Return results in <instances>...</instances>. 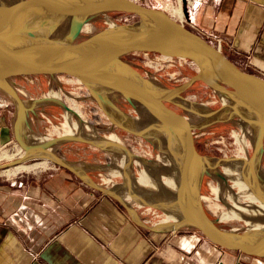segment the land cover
Masks as SVG:
<instances>
[{
	"label": "water",
	"instance_id": "1",
	"mask_svg": "<svg viewBox=\"0 0 264 264\" xmlns=\"http://www.w3.org/2000/svg\"><path fill=\"white\" fill-rule=\"evenodd\" d=\"M180 1L182 14L187 20L186 0ZM112 12L133 15L137 21L110 26L79 39L80 33L91 21ZM34 18L40 19L42 23L34 21L37 26H29L28 23ZM21 22L23 25L20 26ZM61 23H65V26L58 32ZM41 26L49 27L47 37L36 35ZM56 31L58 35L55 37ZM140 52L184 59L193 66L194 73L173 88L157 87L122 60L127 55ZM37 77L66 78L88 93L89 98L97 104L113 126L139 138L150 140L154 136L147 133L148 129L127 128L112 116L120 114L127 117L117 105L120 100L137 111L148 113L152 125L161 133L167 130L190 138L196 130L202 131L225 123L258 133L261 136L259 142L264 138V79L238 68L221 50L164 10L144 6L136 0H17L13 4L0 0V92L14 106L13 138L23 150L18 159L0 166L1 169L31 160L49 161L74 174L86 186L118 200L134 222L144 229L157 231L166 226L184 224L224 249L248 256L264 257L263 228L258 229L249 224L239 230H225L217 227L215 221H210L203 214L205 222L184 216L175 221L176 223L148 226L138 220L130 205L116 191L94 183L79 167L47 149L54 144L71 141L99 146L90 140L61 136L41 142L27 141L20 129L23 124L27 126L29 114L36 115V106L54 102L71 112L59 99L50 96L30 100L20 97L13 80ZM195 81H201L212 91L219 102L218 107L211 108L180 97V92ZM103 97L107 100L105 104L101 101ZM168 104L193 116L194 122L180 126L154 113L155 109L166 110L184 119L167 108ZM103 139L114 144L125 156H133L120 141ZM170 149L173 151L171 147ZM258 150L263 152L261 146H258ZM176 158L182 166L181 176L185 170H191L199 179L207 176L216 182L220 180L196 166V163L207 160L225 163L229 159L204 157L196 152L187 161L180 155ZM238 173H235L236 176L232 174L234 180L239 181L241 176ZM245 182L244 189L264 188L261 181L257 184ZM248 193L252 195L251 192ZM257 199L263 202L260 196Z\"/></svg>",
	"mask_w": 264,
	"mask_h": 264
},
{
	"label": "crops",
	"instance_id": "2",
	"mask_svg": "<svg viewBox=\"0 0 264 264\" xmlns=\"http://www.w3.org/2000/svg\"><path fill=\"white\" fill-rule=\"evenodd\" d=\"M159 7L168 13L167 5L161 3ZM186 8L187 21L198 31L219 36L221 51L238 68L264 78V0H186ZM30 99L38 98L26 100ZM47 105L35 107L38 114H29L27 127H31V120H50L44 117ZM14 118L12 102L0 92V147L14 139ZM150 124L145 125L147 132H151ZM164 131L151 134L154 138L150 140H156L163 150L157 161L137 162L117 148L106 150L78 143L63 147L60 156L79 162L81 169L86 167L94 183L119 191L146 225L151 212L146 206L168 214L167 220H156L152 225L176 223L183 214L192 219V187L197 176L191 170L181 176L182 166L175 157L180 155V145L189 143L188 137ZM173 137L178 144L170 141ZM34 164L37 166L32 170L0 178V264H264V257L230 252L184 224L157 231L144 229L118 200L86 186L68 170L52 163L50 166L45 160ZM139 164L142 169H138ZM197 203L200 205L199 198Z\"/></svg>",
	"mask_w": 264,
	"mask_h": 264
},
{
	"label": "rangeland",
	"instance_id": "3",
	"mask_svg": "<svg viewBox=\"0 0 264 264\" xmlns=\"http://www.w3.org/2000/svg\"><path fill=\"white\" fill-rule=\"evenodd\" d=\"M15 1L17 0H14V2ZM136 1L139 4L155 9H161L159 7V4H165L167 5L166 9H168L167 11L171 17H173L175 20L178 19V21H185L181 9L180 17L178 15L171 14L170 12V10L181 8L180 0H164L161 2H158L156 0H142V2L139 0ZM34 21L42 23L40 19L34 18L31 22L28 23V25L30 26L34 24L37 26V22L35 23ZM135 21H137V18L130 14L114 12L107 13L91 21L88 26L80 33L79 39L106 29L110 26L127 25L132 24ZM64 26L65 23H61L59 25L58 32L61 31ZM48 28V26L39 27L36 35L47 37ZM58 32L56 31L54 33L55 37L58 35ZM122 60L138 74H140L144 79L148 80L152 84L154 83L153 85L166 89L175 87L176 85L183 82L186 77H189L194 73L193 66L186 60L177 57L163 56L157 53H134L123 57ZM256 76L260 77L258 75ZM260 78L264 79L263 77ZM13 82L16 85V90L21 98H43L49 95H54L59 98L63 105H67L66 107H69L71 111H74L77 114L76 117L74 115L73 117H71L69 122H71L72 125H69L70 123L67 122L68 120L66 121L68 111L64 110L57 103H47L48 105L45 108L48 111L45 112L44 117L50 120L47 121L46 119H44L41 123H37L33 122L30 119V128L25 124L21 126V134L27 136L28 139L29 136L42 140L55 139L61 136H74L75 125L79 120L83 125H85V127L91 126L90 128H95V132L102 138H117L133 154V156H127V158H132L133 161H157L158 157L162 154L163 150L160 147L161 145L158 144L156 140L146 141V139L141 140L139 137L131 138L129 134L113 126L105 117V115L100 111L97 104L89 98V95L82 89L78 88L76 85L70 83L64 77H55L51 79H48L47 77H37L29 81H27L26 79H14ZM25 87L26 89H24ZM180 97L192 102L206 105L211 108H216L219 106V102L216 96L201 81H195L194 83L186 87L182 92H180ZM127 107V111L125 106L119 108L122 112L127 114V117L120 114H113L112 116L127 128L135 129L138 125L135 118H140V112L128 105ZM166 107L175 114L183 117L184 120L188 123H192L195 120L193 116H189L183 113L179 108L173 105L168 104L166 105ZM107 109L109 110V108ZM36 110L37 109H35V111ZM37 119H42V117H39ZM143 129L147 130L148 128L145 126L143 127ZM252 133L255 132L251 131L248 128H244L235 124L221 123L213 125L202 131L196 130L192 132V135H190V138H188L187 141H189V143L192 142L194 151L200 156L229 158L226 160L234 159L237 162H241L243 166H246L250 161H253L256 151H258V153H261V156L258 158V169L260 171L257 169L258 173L260 174V172L264 173V138L259 142L258 145L259 147L261 146L263 152H259L258 148L255 147V134ZM75 143L84 144L87 146L89 145L93 148H101L99 146H93L81 141H71L62 144H54L50 147H47V149H51V152H53L58 157L63 158L60 156L62 148ZM136 150H138L139 153H136ZM22 153L23 150L16 143V141L14 139L11 140L10 143L4 145L3 147H0V166L6 165L18 159L20 157V154L22 155ZM67 160L70 161L73 165L80 167L79 162L73 159ZM41 161L42 160H31L21 165H31ZM47 163L51 166V162L47 161ZM15 167L5 169L0 168V178H6V176L10 177L18 172H22V170L15 171V173L7 171H11ZM54 167L58 166L54 165ZM138 169H142V166H138ZM81 170L89 177L88 173L86 172V167H83V169ZM217 171L223 173L224 168L220 165L217 167ZM188 174L191 178L192 173L188 171ZM216 176L217 174H215L213 177L216 178ZM196 179H198V176ZM232 180H226V184L224 185L226 189L222 191L220 190L218 183L210 177L203 176L199 180L200 192H198V196L200 205H198L200 210L202 211V214L206 216L210 221H215L217 227L225 230H239L240 228L245 227V225H249V222L251 223V220L249 218L248 211H250L254 207H256L255 209L258 210L259 213H263L262 215L264 216V203L258 199L253 200L250 194H247L242 190L236 180ZM192 182L193 181L191 180L190 184H192ZM224 186L222 187L224 188ZM218 191L220 192L218 193ZM232 192L234 196L232 195ZM229 207L233 208L232 211L231 209H229ZM146 208H149L151 210V212L148 213V226L152 225L151 223L156 220L163 221L168 219V216L166 214L163 215L161 211L154 210L150 206H146ZM234 209L237 210V213L240 216L237 213H234ZM229 213L231 215H228ZM241 215L243 220L242 218H240ZM244 215L247 217H245ZM247 219H249L250 221H248Z\"/></svg>",
	"mask_w": 264,
	"mask_h": 264
},
{
	"label": "bare ground",
	"instance_id": "4",
	"mask_svg": "<svg viewBox=\"0 0 264 264\" xmlns=\"http://www.w3.org/2000/svg\"><path fill=\"white\" fill-rule=\"evenodd\" d=\"M3 2H5L6 4H13L14 3V0H3ZM180 9L181 8H179V9H175V10H170V12H171V14H174V15H178L179 17L181 16L180 14ZM21 25H23V23L21 22L20 23V26ZM30 32H31V30H30ZM38 42L40 41V40H37ZM27 50L29 51V47L27 48ZM49 79V78H48ZM51 79V78H50ZM150 80V79H149ZM58 82V81H57ZM50 84V83H49ZM154 84V83H153ZM50 86V85H49ZM193 86V85H192ZM50 91V90H49ZM50 93V92H49ZM50 96V95H49ZM51 98H53V99H59L58 97H56V96H54V95H52V96H50ZM29 99V98H28ZM101 101L105 104L106 102H107V100H106V98H102L101 99ZM67 106V105H66ZM69 108V107H68ZM71 110V109H70ZM140 112V118H138V119H136L135 118V120H137V123H138V125H137V127L139 128V129H141L142 130V127L144 126L145 127V125H148V124H150V119H149V116H147V114H145V112H142V111H139ZM138 112V113H139ZM154 113L155 114H157L158 116H160V117H162V118H164V119H168V120H170V121H172V122H175V123H177V124H179L180 126H185V125H187V122L184 120V119H182V118H179V117H177L176 115H174L173 113H171V112H169V111H166V110H160V109H155V111H154ZM73 115L76 117L77 116V114H76V112H74V111H71V112H68V114H67V118H66V121L67 122H69V120L71 119V117H73ZM133 120V119H132ZM150 120V121H149ZM70 124L69 125H72L71 124V122H69ZM151 125V124H150ZM91 127V126H90ZM90 127H85V125H83L79 120H78V122H77V124L75 125V132H74V136H76V138H82V139H86V140H90V141H92V142H94V143H96V144H98L99 146H101V148H106V150L107 149H109V148H116V146L114 145V144H112V143H109V142H107V141H105L103 138H100V136L92 129V128H90ZM93 127V126H92ZM72 128V127H71ZM146 130V129H145ZM150 130H151V132H147V133H151L152 134V132L155 134H158V129L155 127V126H150ZM72 133H73V130H72ZM252 134H255V136L254 137H256V140H255V147H257L258 148V142H259V140L261 139V136L258 134V133H252ZM85 136V137H84ZM172 136V135H171ZM170 136V137H171ZM25 137V139L27 140V141H30V142H41L42 141V139H38V138H34V137H32V136H29V139H28V137L27 136H24ZM168 137V136H167ZM107 138H109V139H111V141H119L117 138H111V137H107ZM167 139V138H166ZM161 141V140H160ZM172 143H175V144H178V140L176 139V137H173L172 138V140H170ZM171 142H170V144H171ZM254 142V141H253ZM60 144V143H59ZM166 145H168V144H166ZM167 147V146H166ZM169 148V147H168ZM51 150V149H50ZM102 150V149H101ZM170 150V149H169ZM110 151V150H109ZM172 151V150H171ZM194 149H193V147H192V145L190 144V143H182L181 145H180V149H179V154H180V156L182 157V159H185V158H187V157H192V156H194ZM162 153H163V151H162ZM172 153V152H171ZM170 153V154H171ZM167 154V153H166ZM173 155V154H172ZM20 156H21V154H20ZM167 156V155H166ZM175 156V155H174ZM251 156V155H250ZM250 156H249V158H250ZM173 157V156H172ZM176 157V156H175ZM174 157V158H175ZM124 158V157H123ZM138 158V157H137ZM171 158V157H170ZM259 153H258V151H256V154H255V157H254V159H253V161H250L249 162V164H245L246 166H243L242 165V163L241 162H237L236 160H234V159H230V160H225V163H222V162H220L219 160H214V161H203V162H198V163H196V166H198L199 168H201V169H204L207 173H209L212 177L215 175V174H217V176H216V178L218 179V180H220L219 182H217L218 183V185H219V188H220V190L222 191V190H225L226 189V187L224 186L226 183V180H228V179H233V176H232V174L234 175V176H236V172H239L238 174L241 176L240 178H239V181H237V183L240 185V187L242 188V190L245 192V193H247V194H249L248 192H251L252 193V195H251V198L253 199V200H256L257 198H258V196H260L261 198H262V200H263V202H264V188L261 190V189H259V188H257V187H255V188H251V189H248V188H245L244 189V185L246 184V182L245 181H247V182H251V184L252 183H254V184H257L258 182H263V184H264V173H261L260 172V174L258 173V171H257V169L259 168L258 167V165H259ZM125 159H126V157H125ZM139 159V158H138ZM166 159V158H165ZM168 159V158H167ZM177 159V158H176ZM258 159V160H257ZM10 160V159H9ZM127 160V159H126ZM170 160V159H169ZM257 160V161H256ZM115 162V161H114ZM114 162H112V163H114ZM138 162V161H137ZM176 162H177V160H176ZM170 163V162H169ZM124 164H125V162H124ZM124 164H123V166H124ZM172 164V163H171ZM176 164H178V163H176ZM222 166L223 168H224V172L223 173H220V172H218L217 171V167L218 166ZM37 165L36 164H31V165H19V166H17V167H15L13 170H7L8 172H14L15 173V171H20V170H22V171H25V170H30V169H34L35 167H36ZM116 166V165H115ZM126 166H128V165H126ZM172 166V165H171ZM110 167H112V166H110ZM122 167V166H121ZM120 167V168H121ZM125 167V166H124ZM167 167V166H166ZM174 167V166H173ZM160 168V167H159ZM176 168V167H175ZM115 169V168H114ZM125 168H123V170H124ZM126 169L128 170V168L126 167ZM131 169V168H130ZM158 169L156 168V171H157ZM164 170V169H163ZM173 170H174V168H173ZM259 170V169H258ZM120 171H122L121 169H120ZM150 172H154V171H151V170H149ZM260 171V170H259ZM124 173V172H123ZM167 173V172H166ZM160 174V173H159ZM153 175V174H152ZM169 175V174H168ZM175 175V174H174ZM125 176V175H124ZM173 177V176H172ZM156 178H157V176H156ZM160 179V178H159ZM153 180V179H152ZM151 180V181H152ZM155 180V179H154ZM153 180V181H154ZM199 177H198V179L196 180V182H195V184L193 185V190H194V199H193V202H192V204L190 205V209L192 210V213H193V215H192V219H194V220H196V221H198V222H205V220H204V217L203 216H201V211H200V208H199V206H198V203H197V201H198V192H197V190H198V183H199ZM233 181V180H232ZM132 182V181H131ZM133 182H134V180H133ZM155 182V181H154ZM173 182L175 183V181L173 180ZM157 183V182H156ZM162 183V182H161ZM220 183H221V186H220ZM132 184V183H131ZM137 184V183H136ZM155 184V183H154ZM153 184V185H154ZM160 184V183H159ZM164 184V183H163ZM176 185V184H175ZM119 186H121V185H119ZM118 186V187H119ZM164 186H166V185H164ZM222 186H224V188L222 187ZM115 187H116V185L115 186H113V188L115 189ZM117 187V188H118ZM139 187V186H138ZM142 187V186H141ZM149 187V186H148ZM156 188H157V190H158V186H155ZM132 188V187H131ZM147 188V187H146ZM150 188V187H149ZM151 188H153V187H151ZM134 189V188H133ZM141 189V188H140ZM148 189V188H147ZM155 189V188H154ZM164 189V188H163ZM167 189H169L168 187H167ZM177 190H178V188H176ZM142 190V189H141ZM140 190V191H141ZM156 189H155V191H157ZM230 190V189H229ZM133 191V190H132ZM139 192V189L138 190H136V192ZM143 191H144V189H143ZM148 191V190H147ZM150 191V190H149ZM152 191V190H151ZM154 191V190H153ZM162 191V190H161ZM168 191V190H167ZM171 191V190H170ZM178 191H180V190H178ZM119 192V191H118ZM117 192V193H118ZM135 192V193H136ZM173 192V191H172ZM172 192H169L168 191V193H172ZM220 191H218V193H219ZM227 192H228V190H227ZM135 193H133V196H132V198H134V194ZM164 193V192H163ZM167 193V194H168ZM175 193H178V192H175ZM231 193V192H230ZM174 194V193H173ZM172 194V195H173ZM221 194V193H220ZM220 194H219V196H220ZM240 194V193H239ZM122 195V194H121ZM124 195V194H123ZM130 195V194H129ZM162 195V194H161ZM170 195V194H169ZM232 195H233V192H232ZM243 195V194H242ZM176 196H179V195H177L176 194ZM218 196V197H219ZM234 196V195H233ZM123 197V196H122ZM127 197H129V196H127ZM136 197V196H135ZM146 197V196H145ZM162 197H163V195H162ZM256 197V198H255ZM159 199V198H158ZM157 199V200H158ZM220 199V198H219ZM222 199V198H221ZM145 200V199H144ZM149 200V199H148ZM162 200V199H161ZM168 200V199H167ZM166 200V201H167ZM177 200V199H176ZM181 200V199H180ZM132 201V200H131ZM179 201V200H178ZM222 201V200H221ZM224 201V200H223ZM235 201V200H234ZM133 202V201H132ZM142 202H144V201H142ZM156 202V201H155ZM170 202H172V201H170ZM170 202H168V203H170ZM261 202V201H260ZM163 203V202H162ZM177 203H179V202H177ZM155 204V203H154ZM166 204V203H165ZM157 205V204H156ZM176 205V204H175ZM173 206V205H172ZM181 207H182V205H180ZM165 207V206H164ZM170 207V206H169ZM175 207V206H174ZM248 208V207H247ZM256 207H254L253 209H251L250 211H248L249 212V218H250V220H251V223L249 222V224H251V225H253V226H255V227H257L258 229H264V216L262 215L263 213H259L258 212V210H256L255 209ZM183 209V208H182ZM229 209H231V211H232V209L233 208H231V207H229ZM166 210V209H165ZM172 210V209H171ZM235 211H234V213L236 214L237 213V210L236 209H234ZM163 211H164V209H163ZM174 211H176L175 209H173V212ZM165 212V211H164ZM180 212V211H179ZM178 212V213H179ZM240 212V211H239ZM228 213V212H227ZM167 214V213H166ZM176 214V213H175ZM180 214V213H179ZM181 214H183V213H181ZM180 214V215H181ZM238 214V213H237ZM168 215V214H167ZM173 215V214H172ZM172 215H171V217H172ZM184 215V214H183ZM182 215V216H183ZM228 215H231L230 213L228 214ZM239 215V214H238ZM170 216V215H169ZM181 216V217H182ZM236 216V215H235ZM240 216V215H239ZM245 216V215H244ZM245 217H247V216H245ZM240 218H242V215H241V217ZM175 219V218H174ZM244 219H246V218H244ZM139 220V219H138ZM242 220H243V218H242ZM248 221H250L249 219H247ZM180 225V224H179ZM178 225V226H179ZM182 225V224H181ZM183 226V225H182ZM246 226V225H245ZM235 228V227H234ZM233 228V229H234ZM236 229V228H235ZM239 229V228H238ZM241 229V228H240Z\"/></svg>",
	"mask_w": 264,
	"mask_h": 264
},
{
	"label": "built area",
	"instance_id": "5",
	"mask_svg": "<svg viewBox=\"0 0 264 264\" xmlns=\"http://www.w3.org/2000/svg\"><path fill=\"white\" fill-rule=\"evenodd\" d=\"M182 25H187V27H189L191 30H193L195 32V30L198 32V34L204 38L207 42H209L211 45H213L214 47L218 48L219 50H221V45H222V39L219 36H215L211 33H205L202 31H198L193 25L190 24V22H188L186 19L185 21L180 20L179 21ZM184 25V26H185Z\"/></svg>",
	"mask_w": 264,
	"mask_h": 264
},
{
	"label": "flooded vegetation",
	"instance_id": "6",
	"mask_svg": "<svg viewBox=\"0 0 264 264\" xmlns=\"http://www.w3.org/2000/svg\"><path fill=\"white\" fill-rule=\"evenodd\" d=\"M139 1L142 2V0H139ZM143 1H144V0H143ZM83 91H84V90H83ZM84 92H86V91H84ZM86 93H87V92H86ZM87 94H88V93H87ZM117 105H118L119 108H122V107L125 106V107H126V111L128 110V109H127V108H128L127 105L130 106L129 104H127L126 102H124V101H122V100H120V102H119ZM130 107H131V106H130Z\"/></svg>",
	"mask_w": 264,
	"mask_h": 264
}]
</instances>
